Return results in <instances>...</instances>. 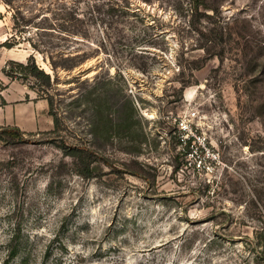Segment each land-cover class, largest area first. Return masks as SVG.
<instances>
[{
	"label": "rangeland",
	"instance_id": "rangeland-1",
	"mask_svg": "<svg viewBox=\"0 0 264 264\" xmlns=\"http://www.w3.org/2000/svg\"><path fill=\"white\" fill-rule=\"evenodd\" d=\"M0 264H264V0H0Z\"/></svg>",
	"mask_w": 264,
	"mask_h": 264
},
{
	"label": "trees",
	"instance_id": "trees-1",
	"mask_svg": "<svg viewBox=\"0 0 264 264\" xmlns=\"http://www.w3.org/2000/svg\"><path fill=\"white\" fill-rule=\"evenodd\" d=\"M196 9H198V7L196 6ZM35 56L34 55H31L30 56V59L28 61V63H23V62H15L14 60H12V63L16 64L18 67H20L22 70L21 72H25L27 74H31V75H34L36 77H39V75L41 74H45L44 73V70L43 68H40L36 62V59L34 58ZM30 62V63H29ZM13 70V69H12ZM7 71V74L10 75V76H13L15 72L13 71ZM45 75H48V74H45ZM2 129V134L6 135L7 137L13 139H22L23 138V131L20 129L19 126H10V125H7V126H4V127H1ZM76 150L74 152L71 153V155L77 157V153H78V148H75ZM17 249H14L11 250L12 252H10L11 256L13 257L15 255V252H16Z\"/></svg>",
	"mask_w": 264,
	"mask_h": 264
}]
</instances>
